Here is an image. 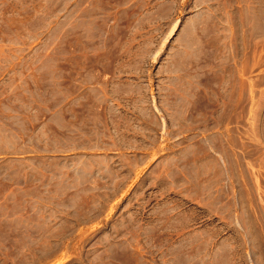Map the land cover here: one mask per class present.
<instances>
[{
    "label": "rangeland",
    "instance_id": "1",
    "mask_svg": "<svg viewBox=\"0 0 264 264\" xmlns=\"http://www.w3.org/2000/svg\"><path fill=\"white\" fill-rule=\"evenodd\" d=\"M0 264H264V0H0Z\"/></svg>",
    "mask_w": 264,
    "mask_h": 264
}]
</instances>
